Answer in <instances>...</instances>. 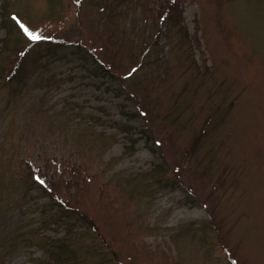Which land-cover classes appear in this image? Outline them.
Masks as SVG:
<instances>
[{"label": "rangeland", "instance_id": "1", "mask_svg": "<svg viewBox=\"0 0 264 264\" xmlns=\"http://www.w3.org/2000/svg\"><path fill=\"white\" fill-rule=\"evenodd\" d=\"M0 264H264V0H0Z\"/></svg>", "mask_w": 264, "mask_h": 264}, {"label": "snow or ice", "instance_id": "2", "mask_svg": "<svg viewBox=\"0 0 264 264\" xmlns=\"http://www.w3.org/2000/svg\"><path fill=\"white\" fill-rule=\"evenodd\" d=\"M77 2H78V0H77ZM14 19H15V17H14ZM21 28H22V30L25 32V34L28 36V38H29L30 40L35 41V40L40 39V37L37 36L36 34H34V33H30V32L28 31L27 28H24V27H23V25H21ZM133 71H135V69H133ZM41 183H43V181H41Z\"/></svg>", "mask_w": 264, "mask_h": 264}]
</instances>
